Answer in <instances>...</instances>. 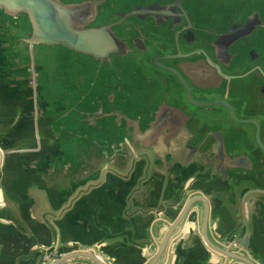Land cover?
<instances>
[{
    "label": "water",
    "instance_id": "obj_1",
    "mask_svg": "<svg viewBox=\"0 0 264 264\" xmlns=\"http://www.w3.org/2000/svg\"><path fill=\"white\" fill-rule=\"evenodd\" d=\"M72 262L264 264V0H0V264Z\"/></svg>",
    "mask_w": 264,
    "mask_h": 264
},
{
    "label": "crops",
    "instance_id": "obj_2",
    "mask_svg": "<svg viewBox=\"0 0 264 264\" xmlns=\"http://www.w3.org/2000/svg\"><path fill=\"white\" fill-rule=\"evenodd\" d=\"M4 215H5L4 217H5L6 219H9V216L7 215V213H5ZM11 218L13 219L14 223H16V225H18V227H19V224H20V223L16 220V218H15V217H11ZM200 262H201V261H200ZM200 262H199V264H200Z\"/></svg>",
    "mask_w": 264,
    "mask_h": 264
},
{
    "label": "built area",
    "instance_id": "obj_3",
    "mask_svg": "<svg viewBox=\"0 0 264 264\" xmlns=\"http://www.w3.org/2000/svg\"><path fill=\"white\" fill-rule=\"evenodd\" d=\"M44 258H46V256H44ZM69 264H87V263H81V262H72V263H69Z\"/></svg>",
    "mask_w": 264,
    "mask_h": 264
},
{
    "label": "flooded vegetation",
    "instance_id": "obj_4",
    "mask_svg": "<svg viewBox=\"0 0 264 264\" xmlns=\"http://www.w3.org/2000/svg\"><path fill=\"white\" fill-rule=\"evenodd\" d=\"M228 40L230 41L231 39H228ZM226 42H227L226 40L222 41L223 44L226 43ZM232 106H234L235 108L237 107L234 103H232Z\"/></svg>",
    "mask_w": 264,
    "mask_h": 264
}]
</instances>
